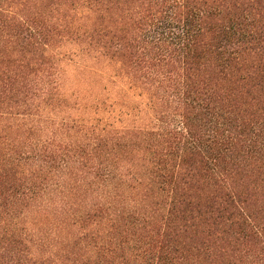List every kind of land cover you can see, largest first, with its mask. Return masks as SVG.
Returning a JSON list of instances; mask_svg holds the SVG:
<instances>
[{
	"label": "trees",
	"instance_id": "trees-1",
	"mask_svg": "<svg viewBox=\"0 0 264 264\" xmlns=\"http://www.w3.org/2000/svg\"><path fill=\"white\" fill-rule=\"evenodd\" d=\"M0 264H264V0H0Z\"/></svg>",
	"mask_w": 264,
	"mask_h": 264
},
{
	"label": "rangeland",
	"instance_id": "rangeland-1",
	"mask_svg": "<svg viewBox=\"0 0 264 264\" xmlns=\"http://www.w3.org/2000/svg\"><path fill=\"white\" fill-rule=\"evenodd\" d=\"M65 62H66L65 64L67 65L70 61L69 60H65ZM65 69H67L66 66H65ZM68 70H69V74L72 75V68H68ZM66 87L68 89V92H69V90H74V88H76L72 82L67 83ZM80 90H81V92H83V94H86V88L85 87H81Z\"/></svg>",
	"mask_w": 264,
	"mask_h": 264
}]
</instances>
